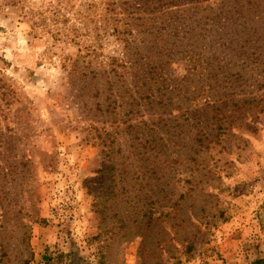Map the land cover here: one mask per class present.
<instances>
[{"label": "rangeland", "instance_id": "1", "mask_svg": "<svg viewBox=\"0 0 264 264\" xmlns=\"http://www.w3.org/2000/svg\"><path fill=\"white\" fill-rule=\"evenodd\" d=\"M97 1L0 0V264L264 260V0Z\"/></svg>", "mask_w": 264, "mask_h": 264}, {"label": "trees", "instance_id": "2", "mask_svg": "<svg viewBox=\"0 0 264 264\" xmlns=\"http://www.w3.org/2000/svg\"><path fill=\"white\" fill-rule=\"evenodd\" d=\"M150 1H153V0H150ZM138 2V1H137ZM134 4L136 6H138V4L136 2H134ZM103 6H105V11L106 12H109V11H115L116 8H118V4H117V0H105V2H103ZM89 9H96L99 7V1L97 0H90V3L88 4L87 6ZM114 20V19H113ZM112 32L115 33V34H118L119 31H118V27L114 26V28L112 29ZM82 49V48H81ZM90 50V48H87ZM95 49L92 48V51L91 52H94ZM86 63H90L89 61L86 62ZM123 75V74H122ZM256 264H264V260L262 261H259L257 262Z\"/></svg>", "mask_w": 264, "mask_h": 264}]
</instances>
